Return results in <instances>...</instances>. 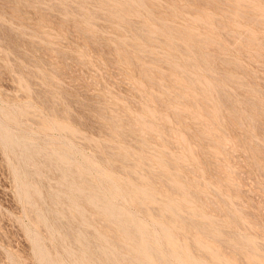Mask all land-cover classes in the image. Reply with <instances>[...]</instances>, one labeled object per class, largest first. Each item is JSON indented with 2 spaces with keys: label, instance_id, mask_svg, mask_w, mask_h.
Masks as SVG:
<instances>
[{
  "label": "rangeland",
  "instance_id": "374dc122",
  "mask_svg": "<svg viewBox=\"0 0 264 264\" xmlns=\"http://www.w3.org/2000/svg\"><path fill=\"white\" fill-rule=\"evenodd\" d=\"M0 136V264H264V0H0Z\"/></svg>",
  "mask_w": 264,
  "mask_h": 264
},
{
  "label": "bare ground",
  "instance_id": "6f19581e",
  "mask_svg": "<svg viewBox=\"0 0 264 264\" xmlns=\"http://www.w3.org/2000/svg\"><path fill=\"white\" fill-rule=\"evenodd\" d=\"M184 54H185V53H184ZM177 94H178V93H177ZM178 95H179V94H178ZM1 124H2V123H1ZM3 126H4V124H3ZM5 127H6V126H5ZM7 129H8V128H7ZM9 136H10V135H9ZM0 137H1V136H0ZM22 139H23V138H22ZM2 141H4V140H2ZM30 144H31V143H30ZM8 147H9V146H8ZM34 147H35V146H34ZM62 148H63V147H62ZM62 151H64V150L62 149ZM65 151H66V153H67V149H66ZM60 152H61V151H60ZM34 154H35V153H34ZM62 154L65 155L64 152H62ZM62 154L59 153L58 155H62ZM35 155H36V154H35ZM65 158H66V157H65ZM68 158H69V157H68ZM68 158H66V159H68ZM59 159L61 160L62 158H59ZM61 161H62V160H61ZM62 162H64V161H62ZM91 163H92V162H90V165H91ZM58 165H59V164H58ZM60 165L63 166V164H61V162H60ZM93 165H94V164H93ZM75 166H76V165H75ZM77 166H79V165H77ZM94 166H95V165H94ZM21 167H22V166H21ZM35 167H36V166H35ZM63 167H64V166H63ZM67 167L69 168L68 165H67ZM67 167H66V168H67ZM88 167H90V166H88ZM18 168H19V167H18ZM22 168H24V167H22ZM37 168H38V167H37ZM70 168L72 169V167H70ZM77 168H78L77 171H79V170H80L79 167H77ZM80 168H81V167H80ZM96 168H97V167H96ZM96 168H95V169H96ZM16 169H17V168H16ZM59 169H60V168H59ZM62 169H63V168H62ZM64 169H65V167H64ZM64 169H63V170H64ZM90 169H91V168H90ZM90 169H89V170H90ZM18 170L20 171V169H18ZM27 170H28V169H27ZM67 170L69 171V169H66L65 171H67ZM72 170H73V169H72ZM72 170H70V171L72 172ZM23 171L25 172L26 170H23ZM37 171H38V170H37ZM61 171H62V170H61ZM80 171H81V170H80ZM102 171H103V170H102ZM20 172H22V171H20ZM39 172H40V171H39ZM105 172H107V171L105 170ZM105 172H104V175H105ZM29 173H30V172H29ZM72 173H73V172H72ZM79 173H80V172H79ZM100 173H101V172H100ZM20 174H21V173H20ZM22 174H23V173H22ZM33 174L35 175L34 170H33ZM38 174H39V173H38ZM69 174H70V173H69ZM108 174H109V173H108ZM108 174H107V175H108ZM110 174H112V173H110ZM64 175H65V174H64ZM64 175H63V177H64ZM78 175H79V174H78ZM112 175H113V174H112ZM20 176H21V175H20ZM36 176H38V175H36ZM65 176H66V175H65ZM68 176H69V175H68ZM105 176H106V175H105ZM21 177H23V176H21ZM66 177H67V176H66ZM66 177H65V178H66ZM111 177H112V176H111ZM67 178H68V177H67ZM106 178H108V177H106ZM114 178H115V177H114ZM114 178L112 177L113 180H114ZM116 178H117V177H116ZM68 179H69V178H68ZM68 179H67V182H68ZM108 180H109V179H108ZM64 181H65V180H64ZM98 181H99V180H98ZM138 181H139V180H138ZM65 182H66V181H65ZM69 182H70V181H69ZM99 182L101 183V180H100ZM106 182H107V181H106ZM111 182L113 183V181H111ZM139 182H140V181H139ZM23 183H24V182H23ZM61 183H62V182H61ZM63 183H64V182H63ZM63 183H62V184H63ZM70 183L73 184L74 181L72 182V179H71V182H70ZM80 183H81V182H80ZM80 183H79V184H80ZM100 183H99V184H100ZM140 183H141V182H140ZM62 184H61L62 189H59V190H62L61 192H63V186H62ZM74 184H75V183H74ZM101 184H102V183H101ZM101 184H100V185H101ZM117 184H118V183H117ZM117 184H114V186L117 185ZM64 185H65V183H64ZM66 185H67V183H66ZM118 185H121V184L119 183ZM138 185H139V184H137L136 186L138 187ZM28 186H29V185H28ZM79 186H80V187H85V186H81V185H79ZM91 186H92V185H91ZM103 186H104V185H103ZM130 186H131V185H130ZM130 186H128V187H130ZM139 186H140V185H139ZM20 187H21V186H20ZM22 187H24V186L22 185ZM68 187H69V186H67V188H68ZM104 187H105V190H107V189H106L107 187H106V186H104ZM111 187H112V186H111ZM115 187H116V186H115ZM140 187H141V186H140ZM146 187H147V190H148V187H150V186H146ZM30 188H31V187H30ZM65 188H66V187H65ZM70 188H71V187H70ZM73 188H74V187H73ZM73 188H71L72 191H73ZM75 188H76V187H75ZM75 188H74V189H75ZM88 188H89V187H88ZM130 188H131V187H130ZM34 189H35V188H34ZM36 189H38V187H36ZM91 189H92V188H91ZM131 189H132V188H131ZM21 190H23V189H21ZM32 190H33V189H32ZM65 190H66V189H65ZM101 190H102V189H101ZM128 190H129V189H128ZM133 190H134V189H133ZM152 190H153V189H152ZM152 190H150V191H152ZM33 191H34V190H33ZM36 191H37V190H36ZM67 191H69V193H67V194H69V195L72 193L71 190H67ZM67 191H66V192H67ZM70 191H71V193H70ZM75 191H76V190H75ZM78 191H79V190H78ZM111 191H112V190H111ZM129 191L131 192L132 190H129ZM150 191L148 190L149 193H150ZM23 192H24V194H25V190H23ZM31 192H32V191H31ZM80 192H82V191H80ZM94 192H95V191H94ZM112 192H113V191H112ZM121 192H122V191H121ZM132 192H133V191H132ZM132 192H131V193H132ZM145 192H146V191H145ZM50 193H51V192H50ZM56 193H57V191H56ZM86 193H87V191H86ZM89 193H90V192H89ZM89 193H88V194H89ZM101 193H102V192H101ZM105 193H106V192H105ZM137 193H138V192H137ZM139 193H140V192H139ZM146 193H147V192H146ZM149 193H147V194H149ZM152 193H153V191H152ZM154 193H155V192H154ZM22 194H23V193H22ZM26 194H27V193H26ZM26 194H25V195H26ZM28 194H29V193H28ZM51 194H52V193H51ZM88 194H87V195H88ZM90 194H91V193H90ZM103 194H104V193H103ZM107 194H108V193H107ZM107 194H106V197H105V198H107V197L109 196V195H107ZM111 194H112V193H111ZM123 194H124V193H123ZM144 194H145V193H144ZM52 195L55 196L54 194H52ZM58 195H59V194H58ZM92 195H93V194H92ZM112 195H113V194H112ZM138 195H139V194H138ZM142 195H143V194H142ZM142 195H141V196H142ZM150 195H151V194H150ZM154 195H155V194H154ZM154 195H151V196H154ZM157 195H158V194H157ZM26 196H28V195H26ZM71 196H72V195H71ZM74 196H75V194H74ZM116 196H117V195H116ZM55 197H56V196H55ZM75 197H76V196H75ZM75 197H74V198H75ZM94 197H95V196H94ZM129 197H130V196H129ZM143 197H145V196L143 195ZM147 197H148V196H147ZM50 198L52 199V197H50ZM74 198H73V199H74ZM100 198H101V197H100ZM108 198H109V197H108ZM113 198H114V195H113ZM120 198H121V197H120ZM130 198H131V197H130ZM134 198H135V197H134ZM136 198H137V197H136ZM148 198H149V197H148ZM24 199H25V196H24ZM60 199H61V198H60ZM131 199H132V198H131ZM142 199H143V198H142ZM150 199H151V198H150ZM154 199H155V201L158 200V199H156L155 197H154V198L152 197V202H151L150 200H149V201H150L151 203H153ZM54 200H55V198H54ZM74 200H75V199H74ZM78 200H79V199H78ZM82 200H84V199H82ZM108 200H109V199H108ZM111 200H112V199H111ZM111 200H110V201H111ZM159 200H161V199H159ZM159 200H158V201H159ZM25 201H26V200H25ZM58 201H59V200H58ZM76 201H77V200H76ZM85 201H86V200H85ZM89 201H90V200H89ZM99 201H100V200H99ZM110 201H109V202H110ZM116 201H118V198H117ZM133 201H134V200H133ZM155 201H154V202H155ZM168 201H169V199H168ZM172 201H173V200H172ZM172 201H170V202L172 203ZM103 202H104V201H103ZM111 202H112V201H111ZM135 202H136V200H135ZM173 202H175V201H173ZM29 203H30V202H29ZM29 203H27V204H29ZM56 203H57V202H56ZM74 203H75V202H74ZM78 203H79V202H78ZM90 203H91V202H90ZM105 203H106V202H105ZM113 203L115 204L116 202H113ZM142 203H143V202H142ZM163 203H164V202H163ZM176 203H177V202H176ZM226 203H227V202H226ZM53 204H55V203H53ZM79 204H80V203H79ZM107 204H108V203H107ZM161 204H162V203H160L159 206H160ZM177 204H178V203H177ZM177 204H173V206H174V207H177V206H178ZM73 205H74V204H71V206H73ZM162 205H163V204H162ZM164 205H165V203H164ZM169 205H170V204H169ZM176 205H177V206H176ZM79 206H80V205H79ZM116 206H117V203H116ZM146 206H147V205H146ZM146 206H145V207H146ZM159 206H158V207H159ZM166 206H167V203H166ZM173 206H172V207H173ZM32 207H33V206H32ZM69 207H70V206H69ZM148 207H149V206H148ZM161 207H164V206H161ZM161 207H160V209H161ZM178 207H179V206H178ZM78 208H79V207H78ZM149 208H150V207H149ZM151 208H152V207H151ZM164 208H165V207H164ZM164 208H163V209H164ZM32 209L35 210L34 208H32ZM62 209H63V208H62ZM64 209L67 210L66 208H64ZM64 209H63V210H64ZM79 209H80V208H79ZM112 209H114V208H112ZM118 209H119V208H117V211H118ZM125 209H126V208H125ZM147 209H148V208H147ZM166 209H167V208H166ZM170 209H171V207H170L168 210H170ZM180 209H181V207H180ZM56 210H57V209H56ZM109 210H110V209H109ZM148 210H149V209H148ZM161 210H162V209H161ZM171 210H172V209H171ZM181 210H182V209H181ZM70 211H73V210H70ZM126 211H127V210H126ZM163 211H165V210H163ZM166 211H167V210H166ZM174 211H175V210H174ZM183 211L185 212V210H183ZM34 212H35V211H34ZM36 212H37V211H36ZM59 212H60V211H59ZM67 212L69 213V209L67 210ZM73 212H74V211H73ZM168 212H169V211H167L166 213L168 214ZM170 212H171V211H170ZM186 212H187V211H186ZM186 212H185V213H186ZM57 213H58V212H57ZM57 213H56V215H59V214H60V213H58V214H57ZM64 213H65V212H64ZM101 213H102V212H101ZM127 213H128V212H127ZM127 213H126V214H127ZM163 213H164V212H163ZM172 213H173V211H172ZM185 213H183V214H185ZM40 214H42V213H40ZM61 214H62V213H61ZM61 214H60V215H61ZM65 214H66V213H65ZM65 214H63V216H64ZM69 214H70V213H69ZM128 214H130V213H128ZM128 214H127V215H128ZM169 214L171 215V213H169ZM173 214H174V213H173ZM189 214H191V213L189 212ZM71 215H72V213L70 214V216H71ZM76 215H77V214H76ZM76 215H75V216H76ZM80 215H81V214H80ZM82 215H83V214H82ZM112 215H113V214H112ZM114 215H115V214H114ZM132 215H133V214H132ZM176 215H177V214H176ZM178 215H179V214H178ZM178 215H177V216H178ZM199 215H200V214H199ZM38 216H39V215H38ZM77 216H79V215H77ZM102 216H103V215H102ZM203 216H204V215H203ZM203 216H202V217H203ZM40 217H43V215L40 216ZM60 217H62V215H61ZM60 217H59V218H60ZM109 217H110V216H109ZM114 217H115V216H114ZM133 218H134V217H133ZM38 219H39V218H38ZM102 219H103V218H102ZM104 219H105V216H104ZM155 219H156V218H155ZM42 220L45 221L44 218H43ZM105 220H108V219H105ZM109 220H110V218H109ZM117 220H118V219H117ZM136 220H137V219H136ZM153 220H154V219H153ZM131 221H132V220H131ZM138 221H139V220H137V223H138ZM154 221H155V220H154ZM159 221H160V220H158V222H159ZM200 221H201V220H200ZM202 221H203V220H202ZM204 221H205V220H204ZM39 222H40V221H39ZM39 222H38V223H39ZM109 222H110V221H109ZM140 222H141V221H140ZM140 222H139V223H140ZM45 223H46V221H45ZM114 223H115V222H114ZM120 223H121V222H120ZM120 223H119V224H120ZM131 223H132V222H131ZM163 223H164V222H163ZM124 224H125V223H124ZM155 224H156V223H154V225H155ZM161 224H162V222H161ZM164 224H165V223H164ZM206 224H207V223H206ZM136 225H137V224H136ZM156 225H157V224H156ZM165 225H166V224H165ZM133 226H134V224H133ZM133 226H132V227H133ZM142 226H143L144 228L147 227V226L145 227L143 224H142ZM158 226H161V225H158ZM168 226H169V225H168ZM168 226H167V227H168ZM118 227H119V226H118ZM161 227H164V228H165L164 225L161 226ZM133 228H134V227H133ZM136 228H137V227H136ZM141 228H142V227H141ZM149 228H150V227H149ZM155 228H156V227H155ZM159 228H160V227H159ZM159 228H158V229H159ZM169 228H170V227H169ZM161 229H162V228H161ZM117 230H118V228H117ZM135 230H136V229H135ZM164 230H167V229L165 228ZM118 231H120V229H119ZM121 231H122V229H121ZM129 231H130V230H129ZM137 231H138V229H137ZM139 231H140V229H139ZM158 231H159V230H158ZM167 231H168V230H167ZM36 232H37V231H36ZM141 232H142V231H141ZM150 232H153V231L151 230ZM161 232H163V231H161ZM168 232H169V231H168ZM81 233H82V232H81ZM111 233H112V235H114L113 232H111ZM133 233H134V232H133ZM138 233H139V232H138ZM164 233H165V232H164ZM33 234H34V233H33ZM105 234H106V233H105ZM143 234H144V229H143ZM159 234L161 235L162 233L159 232ZM166 234H167V233H166ZM134 235H135V234H134ZM136 235L139 236L140 233H139V235H138V234H136ZM144 235H145V234H144ZM163 235H165V234H163ZM35 236H36V235H35ZM77 236H78V235H77ZM81 236H82V235H81ZM110 236H111V235H110ZM110 236H109V237H110ZM121 236H123V235H121ZM152 236H153V235H152ZM157 236H158V235H157ZM63 237H64V236H63ZM95 237L98 238V236H95ZM117 237H119V236H117ZM142 237H143V235H142ZM147 237H148V236H147ZM155 237H156V235H155L154 237H152V239L155 238ZM162 237H163V236H162ZM167 237H169V236H167ZM35 238H36V237H35ZM77 238H78V237H77ZM80 238H81V237H80ZM102 238H103V237H102ZM111 238H112V237H111ZM125 238H126V237H125ZM125 238H124V239H125ZM148 238H149V237H148ZM164 238H166V237H164ZM169 238L172 240L171 237H169ZM33 239H34V238H33ZM36 239H37V238H36ZM64 239H65V237H64ZM105 239H106L107 243L110 241V240H108L107 238H104V241H105ZM113 239L115 240V238H113ZM120 239H121V241H120ZM140 239H142V238H140ZM152 239H151V240H152ZM77 240L79 241V238H78ZM98 240H99V239H98ZM118 240H119V242H122V241H123L122 238H119ZM118 240H117V241H118ZM129 240H130V239H129ZM129 240H127V241H129ZM145 240H146V242H147V239L143 238V241H141L142 244H141L140 242H138V244H141L140 246H141L142 248H145V247L147 246V245H146L145 247L142 246V245H144L143 243H144ZM157 240H158V238H157ZM99 241H100V240H99ZM102 241H103V240H102ZM127 241H126L125 243H128ZM130 241H131V240H130ZM134 241H135V240H134ZM138 241H139V240H138ZM148 241H149V244H148V245H150V242H154V241H150V239H149ZM36 242H37V241H36ZM100 242H101V241H100ZM111 242H112V241H111ZM113 242H115V241H113ZM119 242H115V243L119 244V246H120L121 244H120ZM146 242H145V243H146ZM160 242H161V241H160ZM168 242H169V241H168ZM80 243H81V242H80ZM102 243H104V242H101V245L103 246ZM105 243H106V242H105ZM107 243H106V245H107ZM115 243H113V244H115ZM130 243H131V242H130ZM130 243H129V244H130ZM158 243H159V242H158ZM158 243H157V245H158ZM161 243H162V242H161ZM83 244H84V243H83ZM99 244H100V243H99ZM99 244H98V245H99ZM151 244H152V243H151ZM164 244H165V243H164ZM170 244H171V243H170ZM172 244H173V242H172ZM81 245H82V244H81ZM101 245H100V246H101ZM106 245H105V246H106ZM130 245H133V243L130 244ZM152 245H153V244H152ZM154 245H155V244H154ZM159 245H161V244H159ZM166 245H167V244H166ZM36 246H37V243H35V248H36ZM100 246H99V248H100ZM108 246H109V245H108ZM133 246H134V245H133ZM171 246H172V245H171ZM174 246H176L175 243H174ZM174 246H173V247H174ZM68 247H70V246H68ZM79 247H80V246H79ZM84 247H85V246H84ZM103 247H104V246H103ZM109 247H110V246H109ZM123 247H124V245H123ZM141 247H139V250H142V249H140ZM147 247H149V246H147ZM168 247H169V244H168L167 248H168ZM71 248H72V247H71ZM71 248H69V249H71ZM80 248H82V247H80ZM124 248H125V247H124ZM153 248H154V247H153ZM153 248H152V249H153ZM160 248H161V247H160ZM169 248H170V247H169ZM174 248H176V247H174ZM69 249H68V250H69ZM82 249H83V248H82ZM82 249L80 250V253L83 254V252H84L85 250L82 251ZM100 249L102 250V247H101ZM100 249H99V250H100ZM118 249H120V248H118ZM121 249H122V248H121ZM147 249H149V248H147ZM157 249H158V247H157ZM161 249H162V248H161ZM35 250H36V249H35ZM66 250H67V249H66ZM72 250H74V249H72ZM89 250H90V249H89ZM96 250H97V249H96ZM99 250H98V251H99ZM103 250L105 251V247H104ZM106 250H107V249H106ZM110 250H111V248H110ZM116 250H117V249H116ZM124 250H125V249H124ZM144 250H146V248H145ZM149 250H151V249H149ZM149 250H147V251H149ZM154 250H155V249H154ZM176 250H177V249H176ZM179 250H180V249H179ZM81 251H82V252H81ZM107 251H108V250H107ZM112 251H115V249H114V250L112 249ZM120 251H122V250H120ZM155 251H156V250H155ZM159 251H160V250H159ZM171 251H172V249L170 248V253H171ZM66 252H67V251H66ZM116 252H117V251H116ZM127 252H128V251H127ZM137 252H138V249H137ZM139 252H141V251H139ZM145 252H146V251H145ZM166 252H167V251H166ZM38 253H39V251H38ZM75 253L78 254L77 252H75ZM75 253H74V254H75ZM98 253H99V252H98ZM100 253H102V252H100ZM107 253H109V252H107ZM107 253H106V251H105V254H106V255H107ZM122 253H123V252H122ZM129 253H130V252H129ZM146 253H147V252H146ZM146 253H145V255H146ZM149 253L151 254V251H149ZM156 253H157V252H156ZM160 253H162V254L164 255V252L160 251ZM167 253L169 254V252H167ZM172 253H173V251H172ZM176 253H178V252H175V254H176ZM180 253H181V252H180ZM183 253H186V252H183ZM87 254H88V253H87ZM89 254H90V253H89ZM89 254H88V255H89ZM115 254H116V253H115ZM117 254H118V253H117ZM119 254H120V253H119ZM130 254L132 255V253H130ZM138 254H139V253H138ZM150 254H148V257L150 256ZM153 254H154V253L152 252V255H153ZM175 254H174V255H175ZM181 254H182V253H181ZM187 254H188V253H187ZM79 255H80V254H79ZM79 255H78V256H79ZM83 255H84V254H83ZM83 255H82V257H85V256H83ZM98 255H100V254H98ZM139 255H140V254H139ZM139 255H138V256H139ZM156 255H157V254H156ZM163 255H162V256H163ZM171 255H172V254H171ZM91 256H93V255L91 254ZM101 256H104V254H103V255L101 254ZM109 256H110V255H109ZM109 256H107L106 259H107ZM121 256H123V255H121ZM135 256H137V255H135ZM135 256H134V257H135ZM164 256H165V255H164ZM164 256H163V257H164ZM186 256H187V255H186ZM188 256H189V255H188ZM188 256H187V257H188ZM72 257H73V256H72ZM74 257H75V259H78L76 256H74ZM98 257H99V256H98ZM104 257H105V256H104ZM104 257L101 258V259H104ZM117 257H118V255H117ZM119 257H120V256H119ZM124 257H126V254H124ZM124 257H122V260L124 259ZM153 257H154V255H153ZM153 257H152V258H153ZM156 257H159V255L156 256ZM175 257H176V256H175ZM175 257H174V259H175ZM184 257H185V256H184ZM189 257H190V256H189ZM189 257H188V258H189ZM69 258H70V257H69ZM127 258H128V257H127ZM138 258L140 259V257H138ZM146 258H147V257H146ZM168 258H169V257L167 256L166 260H168ZM81 259H82V258H81ZM95 259H97V258H95ZM110 259H112V257H111ZM110 259H108V260H110ZM117 259H118V258H117ZM131 259H132V258H131ZM143 259H144V258H143ZM150 259H151V258H150ZM164 259H165V257H164ZM169 259H170V258H169ZM171 259H172V257H171ZM178 259H179V258H178ZM182 259H183V258H181V260H182ZM89 260H90V258H89ZM93 260H94V259H93ZM93 260L90 261V262H91V263H92V262L94 263L95 260H94V261H93ZM97 260H98V259H97ZM122 260H121V261H122ZM136 260H138V259L135 258V261H136ZM145 260H146V259H145ZM151 260H152V259H151ZM155 260H156V258H155ZM172 260H173V259H172ZM189 260H190V259H189ZM189 260H188V261H189ZM106 261H107V260H106ZM125 261H127V259H125ZM128 261L131 262V261H130V257H129V260H128ZM139 261H140V260H139ZM139 261H138V262H139ZM168 261L170 262V264H172V261H170V260H168ZM190 261H192V260H190ZM114 262H115V261H113L112 264H113ZM132 262H134V261H132ZM132 262H131V263H132ZM143 262H144V261H143ZM147 262H148V261H147ZM160 262H161V261H160ZM165 262H166V261H165ZM169 262H167V263H169ZM178 262H179V261H178ZM183 262H184V260H183ZM84 263L87 264L86 262H84ZM91 263H90V264H91ZM95 263H96V262H95ZM108 263H109V262H108ZM110 263H111V260H110ZM127 263H128V262H127ZM135 263H137V261H136ZM148 263H149V262H148ZM163 263H164V262H163ZM175 263H176V262H175ZM79 264H82V263H79ZM114 264H115V263H114ZM129 264H130V263H129ZM132 264H134V263H132ZM137 264H138V263H137ZM144 264H145V263H144ZM151 264H152V262H151ZM160 264H161V263H160ZM182 264H183V263H182ZM190 264H192V263H190Z\"/></svg>",
  "mask_w": 264,
  "mask_h": 264
}]
</instances>
